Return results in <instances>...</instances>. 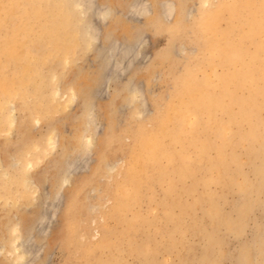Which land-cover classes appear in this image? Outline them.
I'll use <instances>...</instances> for the list:
<instances>
[{"label":"rangeland","instance_id":"374dc122","mask_svg":"<svg viewBox=\"0 0 264 264\" xmlns=\"http://www.w3.org/2000/svg\"><path fill=\"white\" fill-rule=\"evenodd\" d=\"M135 1L95 0L111 10L101 20L87 2L81 15L76 0H0L6 24L0 27V50L10 56L8 47L20 48L12 51L18 57L0 61V68H7L0 72V86L21 89L0 107V264H264V119L235 126V140L224 146L222 160L209 154L221 165L216 173L200 156L189 175H169L172 190L167 183L154 184L145 193L150 195L141 196L126 213V222L107 221L124 167L135 157L136 135L152 128L199 61L204 41L197 22L217 2L143 0L148 12L132 17ZM166 1L172 5L169 20L163 14ZM34 8L42 14L37 22L23 20ZM58 18L71 21L66 30ZM43 21L51 32L46 34ZM91 22L101 28L97 39L89 36ZM31 24H36L33 30ZM69 35L70 45L63 42ZM113 39L132 46L140 39L146 43L139 58L126 61V71L118 70L121 55L109 66L105 50ZM251 122L256 126L252 132ZM215 133L206 136L213 144L218 143ZM36 144L41 147L26 169L25 151ZM137 224L138 234H126L127 226ZM13 227H18L20 243L31 239L30 252H22L20 260L13 252ZM103 239L107 246L96 257L90 244Z\"/></svg>","mask_w":264,"mask_h":264},{"label":"bare ground","instance_id":"6f19581e","mask_svg":"<svg viewBox=\"0 0 264 264\" xmlns=\"http://www.w3.org/2000/svg\"><path fill=\"white\" fill-rule=\"evenodd\" d=\"M35 1L37 2L40 0H35ZM86 2L88 3V5L86 4ZM169 2L170 1H166L165 3H163L164 4L163 7H165L163 14H165L164 16L168 20L171 17L170 13H172L171 12L172 5ZM76 4L79 13L81 15H85L87 12V9L85 10L84 8L85 5L89 6V9L93 7L94 11L100 17L101 20L105 19L109 15V13H111L109 6L98 5V3H95V0H76ZM33 5L35 6V2ZM12 6L8 8H12ZM15 6H17V4ZM39 6H37V8ZM130 8H131L130 16L132 17H136L138 15L141 16V14H145L146 12H148L147 5L143 0H136L132 4V7ZM63 9H68V7L67 8L65 7ZM7 10L9 12L11 11V9H7ZM7 10H5V13ZM41 10L35 9L29 11L28 9V12L26 14L28 18H24V19L22 17L21 18L23 20L33 19L32 21L35 22L36 21L35 19H37L39 16L42 15ZM67 11L72 12L71 9H68ZM43 15L45 17V13ZM65 18L64 19L62 18L63 22H61L62 21L60 20L61 18L59 19L60 22L57 21L59 24L63 23L62 26L64 29H65L64 25L67 24L66 22H64ZM6 19H8V17ZM46 20L45 22H47ZM45 22L44 21L41 22V25L47 27ZM69 22L71 21L69 20ZM69 22L68 24H70ZM223 22L225 23L224 26L222 25ZM3 24H4L3 19L0 17V27H3L2 26ZM68 24L66 28L69 26ZM35 25L31 24L30 28L31 26L33 27ZM197 27L201 34V38L204 41V48L201 52L200 59L195 64V66L189 68L185 77L181 80V82H179L180 85L178 86L173 101H171L170 103L166 102L162 114L160 113L161 115H159L156 119H154L155 122L154 121L152 122L154 123L152 128L147 126L146 130L150 129L149 131L144 132L146 130L144 131L139 130V133L138 134L136 133L137 134L135 139L136 145L132 147L134 148L135 157L134 158L132 157L133 160H130L131 162L126 167H124L125 173L123 176L122 183H120L115 190L116 191L115 204L113 206V209L110 212L106 213L107 221L111 220V218H114L117 220H121L122 222H126L125 220L127 216L126 213L136 205V203L139 201L141 196L144 195L143 197H145L150 195L148 193L147 194L145 193L147 191H151V189H153L154 187V184L167 183L168 189L172 190L171 187L172 185L170 186L172 176L169 175L176 174L182 171L189 175L190 173H192V169L196 167V162L198 163L200 162V156H202L203 159H206L204 160L205 161L204 163H209L210 165H213L212 168L216 173V170H219V167L221 165L219 162L209 160L208 159L209 154L211 152L212 153L215 152L219 156V160H222L224 146L231 145L233 143V140H235L236 137L234 130L235 126H238L239 124L242 123V121L245 120L257 121L260 119L262 120L264 119V115H263L264 114V0H217L214 6H211L209 9H205L200 13V18L198 19ZM27 28L29 29V27ZM27 28H25V30ZM49 28L50 27H47V32H46V28H44V31L42 32L43 33L46 32L47 34ZM28 29L26 30V32L28 31ZM33 29L34 27L31 30ZM87 30L88 32L91 33L89 35L90 38L97 39L98 38L97 35L99 34L101 28H96L94 26V23L92 24L91 22L89 25H87ZM16 32L17 31H15V33ZM20 33L22 34L23 32ZM25 34L26 33H24V35ZM65 38L67 39L66 41L64 40L63 42H67L70 45V43H72V37L69 35L66 36ZM35 39L36 38H34V40ZM5 41L6 40H4V42ZM14 41L17 40H13V43ZM138 41L139 42L135 43L132 46V44L129 43L122 44L117 39H113L110 44L111 46H109L107 49L103 48L106 49L105 52L107 55L108 63L110 64L109 66H111L113 57H115L114 59H116L118 55L119 56L121 55L123 57L122 60H120V64L118 65V70L121 69V71H126L127 68L126 61L129 60L131 57H134V55L135 57L137 56L136 58H139L141 54L139 53V50L142 47H145L146 43H144L142 39ZM7 42H5V44H7ZM19 42H21V39ZM7 46L5 45V47L2 48H7ZM8 48L11 49L12 47H8ZM10 49H9L10 56H7L5 53H4L5 55L2 54L1 50L3 49L0 50V61H3L1 63L7 64L6 62H8V60L11 61L10 60L11 58L17 56V54H14L15 52L12 51H17V49L20 48H16V50H13L14 49L13 48L11 49V51ZM11 55L13 57H11ZM21 55H23V52L21 53ZM5 57H7L8 59ZM33 57L37 59V57L35 56ZM33 57H31L32 60ZM5 64L4 65L2 64L1 68L4 70H0V72L6 73ZM26 70L27 72L24 75V77L27 78L28 76H30L31 71L30 69H26ZM18 87H14L13 85V88L11 87V90L7 89L3 91L2 90L3 88H1L0 86V107L2 106L3 100H7V98L10 95L13 94L16 95L17 92L21 91V89L19 88L20 89L19 90ZM132 89L135 90L137 88L132 87ZM5 105L7 106V104ZM234 112H236V115L232 114ZM2 113L4 114L3 111ZM224 115L227 116L225 119L223 117ZM255 127L256 126L254 122H251L250 123V129H252L251 132L255 129ZM212 131H216L215 133V136L217 137L216 141L218 142L217 144L219 145L213 144L212 142H210L211 141L210 138L206 137ZM251 137H253L252 134ZM49 142H51L49 144H54L55 141L51 139ZM199 144H202V147L199 146ZM175 145H179V149H174ZM39 147H41V145L36 144L35 147L25 151L26 153L23 158L26 157L25 158L26 169L32 168L33 165L32 159L34 156H36L34 154V151ZM236 161H239L238 157L236 158ZM164 162H167V164L165 166H161V164ZM18 163L16 162L15 166H17ZM186 164H188L189 166L187 167V169L185 168ZM64 181H67V177L64 178ZM104 229L106 230V232H109V234H111L110 231L111 228L107 224L104 225ZM126 230H127L126 234L130 236L135 235L136 233L138 234L139 231L138 224L136 226L133 225L127 226ZM142 232H143V228H142ZM11 235L14 236L12 242L13 252L19 254L18 258L20 260L24 257L22 252L26 254L27 252H30V250L28 251V249L30 247L29 243H31V239L28 238L26 242L21 239V243H20V238L22 237L20 234H18V227L12 228ZM107 240L108 239H103L96 243L90 244L91 245L90 248L92 250L91 254L94 255L95 253H97L99 248L106 247ZM88 245L87 247H89ZM112 245L113 244H111L110 246ZM93 259H91V262Z\"/></svg>","mask_w":264,"mask_h":264}]
</instances>
